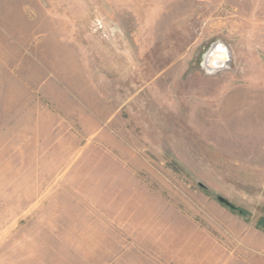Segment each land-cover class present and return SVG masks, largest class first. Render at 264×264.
<instances>
[{
  "label": "rangeland",
  "instance_id": "rangeland-1",
  "mask_svg": "<svg viewBox=\"0 0 264 264\" xmlns=\"http://www.w3.org/2000/svg\"><path fill=\"white\" fill-rule=\"evenodd\" d=\"M0 264H264V0H0Z\"/></svg>",
  "mask_w": 264,
  "mask_h": 264
},
{
  "label": "bare ground",
  "instance_id": "bare-ground-1",
  "mask_svg": "<svg viewBox=\"0 0 264 264\" xmlns=\"http://www.w3.org/2000/svg\"><path fill=\"white\" fill-rule=\"evenodd\" d=\"M214 48V52L207 59V69L209 72H215L227 64V48L222 44H217Z\"/></svg>",
  "mask_w": 264,
  "mask_h": 264
},
{
  "label": "water",
  "instance_id": "water-1",
  "mask_svg": "<svg viewBox=\"0 0 264 264\" xmlns=\"http://www.w3.org/2000/svg\"><path fill=\"white\" fill-rule=\"evenodd\" d=\"M214 47H215V46H214ZM214 47L211 49V51L206 55V57H205V59H204V68H205L207 71H208V69H207V65H208V64H207V61H208V60H207V59L210 57V54H211L212 52H214V49H215ZM227 50H228V49H227ZM226 61H227V64H226L225 66H223L221 69H223V68L229 66V63H230V61H231V57H230V53H229V52L227 53V60H226ZM221 69H219V70H221ZM217 71H218V70H217ZM208 72H209V71H208ZM219 201L222 202V203H225V204H227V205L229 204L225 199H223V198H221V197L219 198Z\"/></svg>",
  "mask_w": 264,
  "mask_h": 264
}]
</instances>
